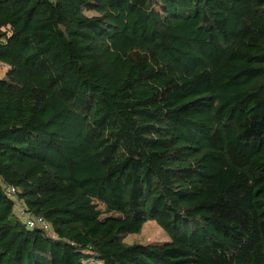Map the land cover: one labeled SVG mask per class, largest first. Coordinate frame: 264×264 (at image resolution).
<instances>
[{"label":"trees","instance_id":"trees-1","mask_svg":"<svg viewBox=\"0 0 264 264\" xmlns=\"http://www.w3.org/2000/svg\"><path fill=\"white\" fill-rule=\"evenodd\" d=\"M1 68L0 264H264V0H0Z\"/></svg>","mask_w":264,"mask_h":264},{"label":"rangeland","instance_id":"rangeland-1","mask_svg":"<svg viewBox=\"0 0 264 264\" xmlns=\"http://www.w3.org/2000/svg\"><path fill=\"white\" fill-rule=\"evenodd\" d=\"M4 73V68L0 69V74ZM127 244H145V243H162L169 242L171 238L169 234L162 229L156 221L148 220L143 224L141 231L128 234L124 237ZM88 264H104L98 261H89Z\"/></svg>","mask_w":264,"mask_h":264},{"label":"built area","instance_id":"built-area-1","mask_svg":"<svg viewBox=\"0 0 264 264\" xmlns=\"http://www.w3.org/2000/svg\"><path fill=\"white\" fill-rule=\"evenodd\" d=\"M6 194L15 202V210L29 230L50 229V223L41 216L31 214L26 205L18 198L17 189L11 185H5Z\"/></svg>","mask_w":264,"mask_h":264}]
</instances>
